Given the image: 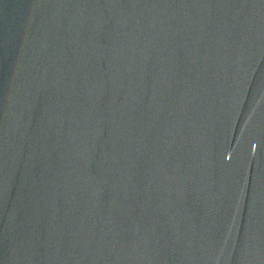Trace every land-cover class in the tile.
<instances>
[{"label": "water", "instance_id": "1", "mask_svg": "<svg viewBox=\"0 0 264 264\" xmlns=\"http://www.w3.org/2000/svg\"><path fill=\"white\" fill-rule=\"evenodd\" d=\"M0 264H264V0H0Z\"/></svg>", "mask_w": 264, "mask_h": 264}]
</instances>
